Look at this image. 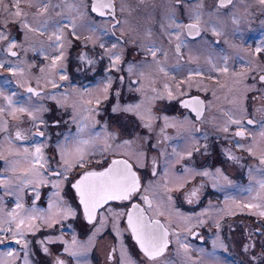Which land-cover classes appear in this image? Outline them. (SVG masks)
Returning a JSON list of instances; mask_svg holds the SVG:
<instances>
[{"label": "flooded vegetation", "instance_id": "obj_1", "mask_svg": "<svg viewBox=\"0 0 264 264\" xmlns=\"http://www.w3.org/2000/svg\"><path fill=\"white\" fill-rule=\"evenodd\" d=\"M57 1L61 3V0ZM81 1L88 17L106 20L105 28H113L115 21L110 15L101 18L90 12L94 0ZM13 3L14 0H2L0 15L5 16L6 9L12 10ZM217 3L218 0H202V25L208 21V13L215 10ZM120 5H123V11ZM21 8L31 21L36 9L26 3H22ZM195 8L196 0H115V20L119 24H116L114 34L110 32L106 36L103 48L79 34V38L73 36L72 28H66L67 37L71 40L68 66L73 73L72 78L76 77L79 82L91 77L97 86L96 127L100 130L101 142L112 145L113 149L106 151L101 146L99 161H88L96 155L86 159L83 167L77 164L63 180L69 198L74 201L75 211L68 223H59L62 234L60 252L53 250L48 242L50 228L46 218V194L49 187L44 182L45 174L57 175L53 174L52 166L40 167L38 164L37 169L42 176H33L30 171L36 186L33 182H24L29 178L26 161L17 159L14 153L15 148L34 144L33 137H43L39 135L42 132L33 129L32 122V125L24 126L23 112H16L14 116L10 112H2L0 141L3 140L4 146L0 143V229L3 231H0V248L4 247L8 253L11 251L13 256V260L6 264H57L61 260L64 264H121L122 251L125 259L131 257L135 264L141 261L143 264H164L161 259L175 253L178 248L174 236L179 232L170 223L173 210L182 212L187 220L193 222L202 217V223L193 225L187 232L186 240L193 249L203 247L205 252L213 254L208 264H264V217L257 213L264 209L246 207L247 204L264 205V194L254 191L240 194V188L244 185L253 188L254 183L264 176V163H261L264 138L259 135L260 124L264 122V80L261 79L264 77V47H261V41H264V5L259 0H234V6L229 5L221 12H235L238 23L233 24L230 17H225L222 35L202 31L200 36L193 38L187 35L186 28L176 29L168 17L175 12L177 23L188 24L192 22L189 16ZM7 29L14 36L24 34L21 21L8 18L3 22L0 17V30ZM131 31L143 37L146 43L136 40ZM176 32L180 33L179 38ZM29 33L34 36V33ZM117 41V47L113 48ZM210 41L219 43L211 44ZM177 44L181 45L179 52L176 51ZM257 48L261 50L257 52ZM150 49L156 50L155 57ZM191 49H196L201 56L205 67L203 73L194 72V62L189 57ZM12 51L18 52L15 47ZM3 52L8 58L2 59L0 51V60L5 61L4 67L0 68V85L6 78L7 87H12L20 99L21 86L16 67L10 63L19 54L11 56L8 47ZM116 52L120 59L113 66ZM221 52L228 56L226 63L220 59ZM132 64L140 66L141 71H129ZM171 64L181 66L179 69H167ZM225 66L227 72L219 70ZM161 67L164 72L160 71ZM186 72L187 79L182 76ZM30 87H34V93L43 91L42 87L30 85L25 88L27 95L36 96L27 91ZM194 100L202 102L198 106L193 105L199 108V116L193 107L184 106L185 102ZM130 106L132 110H126ZM218 108L225 111L223 120L230 123L226 127L220 126L216 115ZM230 118L240 123H231ZM249 119L255 123L249 125ZM238 131L245 135L236 136ZM17 132H20L21 139L16 138ZM125 141L132 143L143 158L142 164L131 157L133 153L116 146ZM59 157V153L52 155V161L57 165H60ZM114 158L126 159L132 165L140 179V190L128 200L108 201L89 222L71 185L83 171L107 167ZM75 168L76 176L73 175ZM170 171L175 177L167 179L171 206L164 214L160 212L161 202H156L158 213L154 215L142 198L148 197L143 194L144 184L147 180L156 181L157 177L164 179L163 175ZM177 184V187L171 186ZM134 202L144 208L150 219L163 223L168 231V247L155 261L144 256L127 225V212ZM18 204L22 207H17ZM112 205L114 207L107 208ZM32 209L38 211L34 213ZM14 212L19 213V221L24 220L19 227L15 219L9 222L8 218ZM6 213L8 216L4 217ZM116 213L124 215L116 216ZM104 215L112 216V222L110 217L107 223L99 224ZM71 240H75L76 246H80L81 241L88 242L85 249L71 250L67 247ZM3 261L0 256V262Z\"/></svg>", "mask_w": 264, "mask_h": 264}, {"label": "rangeland", "instance_id": "obj_2", "mask_svg": "<svg viewBox=\"0 0 264 264\" xmlns=\"http://www.w3.org/2000/svg\"><path fill=\"white\" fill-rule=\"evenodd\" d=\"M54 3H59L57 0ZM72 5H76L81 8V11L84 13L83 16L78 15L75 11L70 10ZM84 3L81 0H68L67 4L61 3V9H57V12L62 11L65 16L72 17L75 19L77 24V34L80 36H84L86 39L91 35L92 39H89L88 42L92 41L101 44L105 42L106 36H101L99 33L91 34L87 31L81 30L80 25L86 24L91 19L87 16V12L85 10ZM122 5H120V8ZM2 17L3 22L6 19H14L22 22V17L17 18L11 15H8V12L4 15H0ZM59 19V17H54ZM98 24L102 22V20H95ZM102 27H106V20L102 24ZM128 27V25H126ZM70 29V27H68ZM24 29V28H23ZM64 37L61 41L63 43V48L55 49L50 47L51 44L55 41V37L49 38L50 34H46L47 36L41 37L37 36L34 33V36H31L30 33L24 29V34L19 36L13 35V33L7 29L6 31L0 30L6 36V39H0V51L2 54V59L7 60L8 57L3 54V49L5 50L8 47L9 42L15 43V48L18 50L17 54H19L15 59H11L10 63L16 67V75L19 79L20 84V99L16 97V94L12 87H7L6 78L3 79L2 86L0 85V109H4L5 112L12 113V110L19 109L20 107H25L28 111L23 112V120L24 126L32 125L33 129H39L43 134V137H33L34 144L29 145L26 144L25 147H18L14 149V153L17 159H25L27 168H28V177L32 180L31 170L33 167L37 169L38 164L32 165L30 160L36 153V148H40V152L43 155L46 161H51L49 163H45L44 165L52 166V168L56 171L64 173L65 164L61 158V147L68 144L65 138H76L79 137L81 139L90 140V144L87 145L88 155L85 157V160L88 161H99V154H101V146H104L106 151L113 149L112 145H104L101 142L100 138V130L96 127L97 118L95 117L98 109L95 105L97 98L96 89L94 81L91 77L84 78L83 80H79V82L73 77V73L68 66V61L70 60V51L69 44H71V40L67 37V29L64 28ZM132 36L141 42L142 44L146 43V40L138 35L137 33L131 31ZM63 53V58L58 61L55 68H52V59L60 53ZM118 52V51H117ZM115 53V55H120L119 53ZM189 57L194 62V72H204L203 61L201 56H198L196 49H191ZM181 65H167V69H175L180 67ZM132 71L140 72V66H133ZM43 69V71H41ZM179 69V68H178ZM187 71V69H185ZM177 71V70H175ZM187 73L181 74L183 78L187 79ZM64 78H61V77ZM170 79V76H169ZM53 82L55 83V87L53 86ZM171 84L174 83L171 79ZM33 85L38 88H43V91L39 96L27 95L25 90L26 87ZM102 85L105 86V83L102 82ZM166 96L168 93L166 92ZM6 97L11 98L13 104L9 106L8 100ZM169 97V96H168ZM41 108L40 111H35L36 108ZM20 112V111H16ZM216 112V111H215ZM224 110L222 108H218L216 115L221 123L220 126L226 127L230 123L228 121L223 120ZM2 117V112H0V123ZM144 118V116H141ZM32 122V123H31ZM31 128V126H29ZM94 133H98L99 137L93 135ZM31 140V139H30ZM0 143L4 146V143ZM52 146V149H51ZM122 151L129 152L130 154H134L131 157L139 160V162L143 161V158H140V154H137V150L132 146V143H122L117 144ZM120 150V151H121ZM7 154V152L5 151ZM59 153V162L60 165H57V162H53L52 155ZM73 167L77 164L75 163V157L72 158ZM72 167V168H73ZM165 168V165H164ZM166 169V168H165ZM98 170V169H95ZM169 171V170H168ZM68 171L67 173H70ZM66 173V175H67ZM77 168L74 169L73 175H77ZM72 175V176H73ZM61 177V176H60ZM164 179L156 178L155 182L151 180H147L144 184L143 194H147L149 199L152 201V207L149 208L147 204V209L154 215L158 212L157 203L161 202V211L164 214H167L166 211L169 208L171 198L168 195L169 186L167 179L172 177V172H168ZM175 178V177H172ZM264 179V176L259 178ZM63 180L64 177L58 178L57 176H48L44 175V182L49 187L47 190V203H46V218L47 223L49 224V236L48 242L51 243L53 250L56 252H60V241L62 234L59 232V223L62 221L69 222L71 219V215L66 214L67 208H70L75 211V205L73 199L69 198L67 187L64 186ZM166 180V183L164 181ZM34 183L33 186H36V182L32 180ZM31 182V183H32ZM67 183V182H66ZM170 184H175L171 182ZM54 185H58V187H54ZM67 185V184H66ZM177 185H171L173 187H177ZM155 187V189H154ZM251 186L244 185L243 188H240V194H246L248 189ZM253 189L255 193L261 192L264 194V190H261L257 183H254ZM50 205L52 207L50 208ZM171 206V205H170ZM112 206H108L107 208H112ZM32 208H34L32 206ZM33 210V209H32ZM174 214H170V223L178 229L179 235L174 236V240L178 244V248L176 249L177 253L172 252L169 253L165 258L161 259L164 264H208V259L213 255L210 252H205L203 247L198 249H193L192 244L188 243L186 240L187 232L191 229V227L195 224H201L202 217H198V221L193 222L186 219L185 214L180 211L173 210ZM260 211H257L259 214ZM35 213V212H34ZM15 218L11 215L8 219L9 222L12 219L16 220V223H19V213L14 212ZM8 213L4 214V217H7ZM39 213L37 214V217ZM33 217V216H32ZM112 222V216L104 215L99 224L107 223L110 220ZM34 221V218H33ZM169 222V221H168ZM57 225V227L55 226ZM55 226V227H54ZM53 227L55 230H52ZM75 240H71L67 247L71 250L77 249H85L87 245V241H81L80 246H76L73 243ZM184 246H187L186 248ZM0 256L3 257V264H6L8 261L13 260V256L9 255L4 247L0 248ZM212 261V259H210Z\"/></svg>", "mask_w": 264, "mask_h": 264}, {"label": "snow or ice", "instance_id": "obj_3", "mask_svg": "<svg viewBox=\"0 0 264 264\" xmlns=\"http://www.w3.org/2000/svg\"><path fill=\"white\" fill-rule=\"evenodd\" d=\"M2 2V0H0ZM179 2V0H177ZM260 4L264 5V0H259ZM26 3L29 7H34L36 9V13L32 16V20H28V14L24 12L21 8V4ZM61 3L67 4L68 0H61ZM61 3H53V0H14L12 10H7L8 15L20 18L22 17V26L28 32L37 33L40 35L50 34L49 38L55 37V41L50 47L59 49L63 48V43H61L64 37V28L71 27L72 28V35L77 36V24L75 19L69 16H65L62 11L57 12V9H61ZM229 5L234 6V0H218L217 7L214 11L209 12L208 21H205L202 25V16L204 13L200 11L203 7L202 0H196V8L194 11L190 13L189 18L191 19V23L183 24L177 23L175 19V12H172L171 15L168 17L169 20L172 21V25L176 29L186 28L187 35L193 38L200 36L202 31L211 32L215 36H220L224 33V29L226 26L225 17H230L233 24L238 23V19L236 17L235 12L228 11V12H221V9L227 8ZM70 10L75 11L78 15L83 16L84 13L81 11V8L77 7L76 5H72ZM124 10L122 5L121 11ZM90 12L95 13L97 16L101 18L108 17L109 15L112 17L114 24L112 29H108L102 27L104 21L98 24L94 19H90L88 23L80 25L81 30L87 31L91 34L99 33L101 36H108L111 33L114 34L116 24H119L118 20H115V0H94V3L90 6ZM59 17L56 19L54 17ZM171 35V33L169 34ZM175 35L179 38L180 33L176 32ZM77 38H79L77 36ZM0 39H6V36L3 32H0ZM88 39H92L90 35ZM118 41L113 43L112 47L115 48L118 45ZM183 43V42H181ZM211 44H218L219 41H210ZM16 45L13 42H9L8 45V52L11 56H16L17 53L12 51ZM101 48L105 47L103 43L100 45ZM180 44L176 45V51H180ZM261 47H264V41H261ZM152 51L153 57H155L156 50L150 49ZM261 48H257V52H259ZM63 58V53L61 52L60 55L54 57L52 59V68H55L58 61ZM84 59H88L87 57H83ZM120 59L119 55L114 54V61L115 62ZM220 59L224 60L225 63L228 59V56L221 52ZM88 62L91 63L92 61L88 59ZM211 63V61H210ZM5 61L0 60V68L4 67ZM215 68V64L212 65ZM220 71L227 72L228 68L225 66ZM15 71V70H13ZM43 71V69H41ZM129 71H132V66H129ZM161 72H164L165 69L163 67L160 68ZM61 78H64L63 76ZM264 80V77L261 78ZM110 82V81H109ZM53 86L55 87V83L53 82ZM168 85H165V88L168 89ZM27 91L29 93H34L32 88H28ZM155 91V89H153ZM35 95L39 96V93H34ZM171 95V92L169 91ZM8 100L9 106L13 104L11 98L6 97ZM202 102L199 100H194L191 102H185V107H193V105H200ZM135 107L139 108V105ZM41 108H36L35 111H40ZM128 111L132 110L130 106ZM4 109H0V112H3ZM16 111L26 112L28 111L25 107H20L19 109H13L12 115L14 116ZM193 111L197 112V115H200V111L198 107H193ZM165 119H167L165 117ZM231 123L239 124V120H234L230 118ZM249 125L255 123L252 119L247 121ZM227 131V128L224 129ZM39 135H43V133H39ZM93 135L99 137L98 133H94ZM236 136L243 137L245 133L243 131H238L235 133ZM260 137L264 138V122L260 124L259 130ZM16 138L21 139L20 132L16 133ZM69 141L68 144L61 147V158L65 164L64 173L56 172L53 170V174L57 176H63L64 179H67L66 173L71 171L73 167L72 158L75 157V163L78 164L80 167L84 166L85 157L88 155L87 152V145L90 144V140L81 139L76 137L72 138H65ZM125 143H128L125 141ZM243 147V145H239ZM235 159V157H233ZM32 165L39 164L40 167H43L47 161L44 159L43 155L40 152V148H36V153L30 160ZM261 163H264V158L261 159ZM251 173V170H249ZM208 173H204L207 175ZM33 176H42L43 174L33 167L32 170ZM24 182L31 183L32 180L30 178H26ZM257 185L261 190H264V179H260L257 182ZM75 188L76 192L79 194L80 203L83 205L84 213L89 222H91L95 215L98 208L102 207L110 200H118L124 201L130 199L134 193L140 190V179L135 171H133L132 165L126 160H114L110 167H107L103 171H89L86 172L79 180H77L74 184L71 185ZM54 187H58V185H54ZM248 192L254 191L252 187L246 189ZM146 203L149 205V208L152 207V201L148 199L147 196L142 197ZM258 198V194H257ZM17 207H22V205H17ZM52 205H50V208ZM246 207L249 208H262L264 209V205L261 204H247ZM33 212L38 211L36 209L32 210ZM66 214L74 215L70 208H67ZM15 218V214H10ZM116 216L124 215V213H116ZM259 215L264 217V210L259 212ZM24 220L21 219L19 221V225H22ZM127 223L133 236L135 237L136 242L138 243L141 251L143 252L144 256L148 258V260L155 261L158 257L162 256L167 247H168V231L164 225L160 223L159 220H152L145 216L144 211L140 208V206L133 205L132 211L127 213ZM99 230V229H98ZM3 231V229H0ZM17 235L23 236V233L17 232ZM2 242V241H0ZM20 243V240L16 241ZM75 243V241H73ZM185 248L187 246H184ZM47 251V249H45ZM9 255H11V251H9ZM3 264V262H0ZM57 264H64V262L57 261ZM121 264H135V261L131 259V257H127L125 259V253L122 251V259ZM140 264H143L141 261ZM219 264V262H217Z\"/></svg>", "mask_w": 264, "mask_h": 264}, {"label": "water", "instance_id": "obj_4", "mask_svg": "<svg viewBox=\"0 0 264 264\" xmlns=\"http://www.w3.org/2000/svg\"><path fill=\"white\" fill-rule=\"evenodd\" d=\"M30 88H32L33 90H35L34 89V87H30ZM114 160H126V159H123V158H114V159H112V161H114ZM112 161L110 162V164L107 166V167H110L111 166V164H112ZM127 161V160H126ZM107 167H104V168H100L99 170H95V169H89V170H86V171H83V173L81 174V175H79L78 176V178L75 180V182L77 181V180H79L80 178H81V176H83L86 172H89V171H103V170H105ZM133 171H135V170H133ZM136 172V171H135ZM74 182V183H75ZM73 183V184H74ZM74 190H75V188H73ZM75 192H76V190H75ZM76 194L78 195V197H79V194L76 192ZM110 201H112V200H110ZM79 202H80V197H79ZM81 204V203H80ZM139 205L140 206V208L144 211V214H145V216H147L148 218H149V215H148V213H146L145 212V210H144V208L139 204V203H137V202H134V203H132V205L129 207V209H128V212L127 213H129V212H131L132 211V206L133 205ZM82 205V204H81ZM82 208H83V205H82ZM99 209V208H98ZM97 209V210H98ZM83 210H84V208H83ZM96 216V215H95ZM152 220H156V219H152ZM158 220V219H157ZM126 222H127V218H126ZM161 223V222H160ZM162 225H163V223H161ZM127 225H128V223H127ZM130 229V228H129ZM130 232H131V229H130ZM131 235H133L132 234V232H131ZM133 238H134V240H135V237L133 236ZM167 239H168V237H167ZM136 241V240H135Z\"/></svg>", "mask_w": 264, "mask_h": 264}]
</instances>
